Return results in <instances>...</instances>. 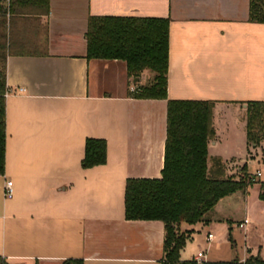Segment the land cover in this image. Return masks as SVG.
Listing matches in <instances>:
<instances>
[{"label": "crops", "instance_id": "1", "mask_svg": "<svg viewBox=\"0 0 264 264\" xmlns=\"http://www.w3.org/2000/svg\"><path fill=\"white\" fill-rule=\"evenodd\" d=\"M92 16L170 20L168 99L214 102L209 167L221 158L228 177L243 173L238 157L210 152L221 112H240L247 128L248 104L264 103V24L249 21L250 0H50L49 14L9 15L0 175V257L8 264L164 258V223L126 220L125 190L129 179L162 177L168 101L134 98L152 73L136 81L125 61L87 58ZM88 139L106 141V164L83 168ZM245 139L248 149L247 132ZM251 224L246 217L239 226ZM192 226L181 224L180 233Z\"/></svg>", "mask_w": 264, "mask_h": 264}, {"label": "trees", "instance_id": "2", "mask_svg": "<svg viewBox=\"0 0 264 264\" xmlns=\"http://www.w3.org/2000/svg\"><path fill=\"white\" fill-rule=\"evenodd\" d=\"M50 0H0V175L4 172L6 151V98L9 15L49 14ZM252 23L264 24V0H250ZM87 58L121 60L128 74L140 79L145 72L153 77L138 86L134 98L167 100V141L162 177L129 179L125 190V216L128 221H161L165 225L164 258L161 264H196L182 261L181 252L190 232L180 233L183 223H210L209 213L219 202L247 188L246 178L228 177L221 158L209 167V144L216 137L213 125L214 102L168 99L170 20L164 18L95 17L89 19ZM247 142L259 146L264 141V103L248 104ZM107 143L88 139L82 166L85 169L106 164ZM245 170L243 169V172ZM254 181L250 178L249 184ZM264 198V194L262 195ZM0 264H8L0 257ZM63 264H84L69 259ZM210 264H243L239 260ZM245 264H264L261 256Z\"/></svg>", "mask_w": 264, "mask_h": 264}, {"label": "rangeland", "instance_id": "3", "mask_svg": "<svg viewBox=\"0 0 264 264\" xmlns=\"http://www.w3.org/2000/svg\"><path fill=\"white\" fill-rule=\"evenodd\" d=\"M245 116L248 120V112ZM262 116L264 118V114ZM220 119L222 131L218 135L219 142L216 147L212 146L210 154L238 157L240 163L238 162L237 166L245 171L238 173L236 169L232 177L240 180L242 174L243 178L247 175L248 185L244 191L220 201L219 205L209 213V218L213 220L212 224L197 223L191 227L196 232L190 234L181 252L182 258L191 261L193 256L202 251L206 252L209 260L213 262L241 261L240 259L245 256H248L246 261L250 257L257 256L264 259V198L262 197L264 194V141L259 145L262 150L249 144L248 149L246 148L247 128L241 121L240 112L232 111L231 114L221 112ZM233 120L234 122L236 120L235 127L232 124ZM258 171L261 172L262 177L255 179V183L249 184L250 178ZM246 217L251 218L252 224L247 225L246 229H240L239 223ZM208 233L216 237L211 244L206 241Z\"/></svg>", "mask_w": 264, "mask_h": 264}, {"label": "built area", "instance_id": "4", "mask_svg": "<svg viewBox=\"0 0 264 264\" xmlns=\"http://www.w3.org/2000/svg\"><path fill=\"white\" fill-rule=\"evenodd\" d=\"M2 1H4V0H2ZM19 92L20 93H24L25 90L24 89H20ZM132 92H135L134 88L132 89ZM7 96H8V91L5 94V98ZM261 176H262L261 172L258 171L256 173L255 178H253V181H255L256 178H260ZM13 195H14L13 182L9 181L7 183V186H6L5 196H6V198H12ZM239 228H244V225H240ZM214 239H215L214 235L213 234H209L208 237H207V243L211 244L214 241ZM193 261H195L196 264H210L208 259H207V253L206 252H199L198 254H196V256L194 257ZM242 263L245 264L246 261L244 260Z\"/></svg>", "mask_w": 264, "mask_h": 264}, {"label": "water", "instance_id": "5", "mask_svg": "<svg viewBox=\"0 0 264 264\" xmlns=\"http://www.w3.org/2000/svg\"><path fill=\"white\" fill-rule=\"evenodd\" d=\"M136 81H139V79H137Z\"/></svg>", "mask_w": 264, "mask_h": 264}]
</instances>
